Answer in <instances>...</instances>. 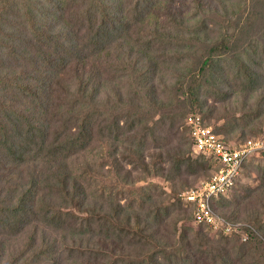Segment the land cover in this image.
I'll use <instances>...</instances> for the list:
<instances>
[{"label": "trees", "instance_id": "obj_1", "mask_svg": "<svg viewBox=\"0 0 264 264\" xmlns=\"http://www.w3.org/2000/svg\"><path fill=\"white\" fill-rule=\"evenodd\" d=\"M0 8V264H264V165L251 156L241 171L253 167L259 182L239 174L211 204L253 232L212 231L178 197L164 206L149 183L127 188L163 175L170 198L209 176V159L191 154L188 136L168 139L165 124L187 129L188 115L203 125L215 115L222 122L212 130L228 145L261 132L264 0H0ZM177 67L185 71L174 75ZM235 94H253L254 105ZM186 104L175 122L173 108ZM94 166L110 183L96 187ZM179 220L189 224L166 235L162 225L175 231ZM243 233L228 251V238Z\"/></svg>", "mask_w": 264, "mask_h": 264}, {"label": "built area", "instance_id": "obj_2", "mask_svg": "<svg viewBox=\"0 0 264 264\" xmlns=\"http://www.w3.org/2000/svg\"><path fill=\"white\" fill-rule=\"evenodd\" d=\"M184 120L186 135L192 140V153L202 154L213 167L209 176L182 192L181 198L193 207V219L196 223H205L212 231H236L239 226L232 225L220 216L214 210L211 200L224 194L235 183L242 164L248 157L253 154L262 155L264 139L252 137L237 145H228L210 125H203L199 115H188Z\"/></svg>", "mask_w": 264, "mask_h": 264}, {"label": "rangeland", "instance_id": "obj_3", "mask_svg": "<svg viewBox=\"0 0 264 264\" xmlns=\"http://www.w3.org/2000/svg\"><path fill=\"white\" fill-rule=\"evenodd\" d=\"M0 12H2V11H0ZM74 24H76V23L74 22ZM24 40H25V37L23 39H20V41H24ZM181 68L180 67H177V68L173 69L174 75L175 74L178 75L181 71H185V70H183ZM185 76L187 77V75H185ZM251 96H253V94ZM251 96L249 98H247L243 94H235V95H233L232 98L238 100L237 104L239 102L240 103L243 102L245 104L244 106L245 107H248V106L254 105V100H253V98H251ZM210 101H211V98H208V101L207 102L209 103ZM263 104L264 103H262L261 106L264 109V105ZM214 106H218V102H214ZM188 109H189V105L187 106V104L184 105V106H181L180 105V106H177V108H173V110L176 111V113L172 112L173 114L180 113V114L177 115L176 118H174L175 122H177V123L180 122L181 124H183V117L184 116L182 118H180V117L182 116L183 112L187 111ZM154 118L155 119L159 118L158 114L155 115ZM178 119H179V121H178ZM165 121L168 123L169 122V118H165ZM205 121L207 122L208 125H210L211 127H214V128L220 126V124L222 122V120L216 119L215 118V115H214V117H210V116L209 117H206ZM184 123H185V120H184ZM167 125L168 124H165V128L164 129L166 131H168V134H167V136H169L168 139H170V137L173 139L172 142H174V143L175 142H179V139L180 138H183V137L187 136L186 133H185V129H183L181 126L178 127V130H177L176 127H175V125H174L172 127V131H171V130H169L167 128ZM260 126H261V132H257L256 131L253 134H249L247 132L246 134L247 135H251L253 138H258L260 136H264V121L262 122V124ZM245 130H247V129H245ZM245 130H244V132H245ZM252 137H249V138H252ZM230 141H232V142H230V145H237L238 143H241V142L235 143L234 142V138L231 139ZM147 158H148V156H146L145 160H148ZM251 158H252L254 164L257 163L260 166H263L264 165V155H254L253 154V155H251ZM125 167L129 169L130 168V165L128 164ZM92 168H93L92 169V172L93 173L92 172H90V173L92 175H95L94 179L97 180L96 187H97V184H98V186H101L104 183H110V180L107 179V177H106V176H108V174L106 172V169L99 170V167H96L95 168V166L92 167ZM97 173L99 174V177H98V175H96ZM134 175L135 176H138V173L137 174L135 173ZM162 176L163 175H154V176L151 175V176L147 177L144 180H138V178H137L135 180V183L133 185L129 184L127 186L128 193L130 192V190H134V193H135V192L139 191L141 185H143L145 183L146 184L149 183V188L148 189L151 192H153L154 195L157 196L161 200V202L164 204V206L167 205V204H169L171 201H173L175 199V197L176 198L178 197L179 200H180V202H181L180 205L183 206L184 208L187 207L188 204L185 201H183V199L181 198V195L180 194L182 192H184L186 189H188V188L192 187L193 185H195L199 180L197 182H194L192 184V186H190V185H184L180 190H177V193H175L173 196H171L170 198H168V196L170 194V191H171V183H172V181H170L168 179H165ZM240 176H241V179L239 181L242 182V183H250L253 186V185H255V184H257L259 182L258 179L256 178V171H255V169L253 167H250V166L248 167L247 173L245 172V174H242V171H241ZM104 177L106 179L105 182L103 181V178ZM110 178H112V180L114 179L112 176H110ZM203 178L204 177H201L200 180L203 179ZM177 180H181L180 176L178 177ZM101 181H103V183H101ZM182 181H184V184H185V180L182 179ZM187 181H189V179ZM154 185H156V186H154ZM130 196L131 195H129V194H128V196L127 195L120 196L119 199H118L119 202H120V204L126 203L127 202L126 200L129 199ZM113 206H115V204ZM106 207H107V205H106ZM168 210H169L168 213H171L172 214V216L170 218L173 219V216L175 215V213H173V212L176 211V209L173 210L172 208H169ZM169 219H167V220H169ZM57 221L60 224H62L64 227H66V228L69 227V221L66 220V219H63V220H59L58 219ZM242 221L239 220V221H236V222H232V221H228V222H230L232 225H237L239 227H242V226L244 227L245 226L248 229H250V231L253 232V228L250 225L247 224L248 222L247 221L242 222ZM245 222H247V223H245ZM188 224H189V221H182V220L180 221L179 220L176 223V230L175 231L172 229L173 226H171L168 223H166L165 225H162V227L163 228H166V230H164V232H165L166 235H172L174 232L175 233L178 232L179 228L182 225L186 226ZM249 227H251V228H249ZM233 232H235V231H232V233ZM207 234H208V236L212 237V239L218 237V234L216 232L214 234L213 232H210L209 230H207ZM239 236H238L239 238H236V237H230V239L228 238V242L226 243L227 248L229 247L228 251L236 250V247L240 243V240L243 241L246 238V234L245 233H243L242 235H239ZM258 236L260 237V238L259 237L258 238L261 241L258 244H260V247L263 248L264 247V237H263L262 234H259V233H258Z\"/></svg>", "mask_w": 264, "mask_h": 264}, {"label": "clouds", "instance_id": "obj_4", "mask_svg": "<svg viewBox=\"0 0 264 264\" xmlns=\"http://www.w3.org/2000/svg\"><path fill=\"white\" fill-rule=\"evenodd\" d=\"M185 133H186V129H185ZM189 137V136H188ZM191 139V138H190ZM191 147H192V143H191ZM191 154L193 155V156H195L193 153H192V148H191Z\"/></svg>", "mask_w": 264, "mask_h": 264}]
</instances>
